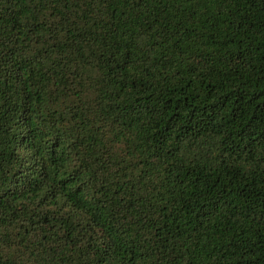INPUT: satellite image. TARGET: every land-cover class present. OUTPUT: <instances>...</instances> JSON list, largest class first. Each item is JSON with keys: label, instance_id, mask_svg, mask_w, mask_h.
Here are the masks:
<instances>
[{"label": "trees", "instance_id": "obj_1", "mask_svg": "<svg viewBox=\"0 0 264 264\" xmlns=\"http://www.w3.org/2000/svg\"><path fill=\"white\" fill-rule=\"evenodd\" d=\"M0 264H264V0H0Z\"/></svg>", "mask_w": 264, "mask_h": 264}]
</instances>
